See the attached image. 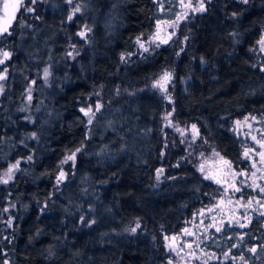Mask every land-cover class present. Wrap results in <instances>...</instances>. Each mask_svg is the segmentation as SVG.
I'll return each instance as SVG.
<instances>
[{
	"label": "trees",
	"instance_id": "16d2710c",
	"mask_svg": "<svg viewBox=\"0 0 264 264\" xmlns=\"http://www.w3.org/2000/svg\"><path fill=\"white\" fill-rule=\"evenodd\" d=\"M179 2L23 0L0 36V181L20 161L0 182V264H264V172L234 195L198 167L256 165L264 0H205L186 19ZM157 24L170 39L145 47ZM97 103L89 125L80 109ZM221 198L238 210L216 214Z\"/></svg>",
	"mask_w": 264,
	"mask_h": 264
},
{
	"label": "rangeland",
	"instance_id": "374dc122",
	"mask_svg": "<svg viewBox=\"0 0 264 264\" xmlns=\"http://www.w3.org/2000/svg\"><path fill=\"white\" fill-rule=\"evenodd\" d=\"M181 1V0H180ZM180 4L178 5L179 11L183 12L182 18L186 19L190 17L192 14L196 13L199 11V0H196V2H192L191 0H183V2H179ZM188 5V6H187ZM186 7V8H185ZM17 11L13 12L11 8L8 10L6 13L4 8H3V0H0V28H7V32H9L11 25L13 24L15 17H16ZM4 33V34H6ZM2 36V35H0ZM171 37V29L170 26H167L165 28L160 27V24L156 25L155 28V33L154 35L149 38V41L145 42V47L149 43H159L161 44L162 42L168 41ZM0 59H3L2 56L0 55ZM2 71V70H0ZM5 75V73H4ZM164 74L160 77L158 80L159 84L164 86V84L168 83L169 79H162ZM4 79L0 80V85L3 84ZM4 88V86H3ZM1 94V93H0ZM262 141L255 142V147L252 152V157L256 159V165L251 172H245V173H240L234 171L230 165L228 164L227 161H224L221 159L219 156L216 154H213L205 159H202L199 164V170L201 174L203 175L204 178L216 182L219 185L223 186L224 190L229 192L233 191L234 195H237V189L239 186H241L243 181H245V185L248 184L254 189V186L256 185L257 181L259 180V172L261 171L264 172V157H262L260 154L264 153V137H262ZM260 167V168H259ZM264 183V180H262V184ZM234 199L233 202L231 203L229 199H223L221 198L214 206L213 208H210L212 210H215V213L218 214L223 206H229L231 209H237L238 210V205L234 206ZM250 204H253V201H250L248 204L245 205V208L248 207ZM240 223V221H237ZM171 241V240H170ZM188 259L192 258L194 256L193 253H190L188 255Z\"/></svg>",
	"mask_w": 264,
	"mask_h": 264
},
{
	"label": "snow or ice",
	"instance_id": "6c2138e0",
	"mask_svg": "<svg viewBox=\"0 0 264 264\" xmlns=\"http://www.w3.org/2000/svg\"><path fill=\"white\" fill-rule=\"evenodd\" d=\"M31 2L33 4H35L36 3V0H31ZM66 2L71 5L73 3V0H66ZM181 2H183V0H181ZM240 2L241 3H244V4H247L248 3V0H240ZM23 6H24L23 0H3V8H4V10H5L6 13L8 12V10L10 8H11V10L13 12H15V11H18V9L20 7H23ZM25 10L28 11V12L34 11V9L33 8H30V7H26ZM198 10H200V11L206 10L205 0H199V9ZM80 11H81V7L79 5H76L72 9V13L69 14V16L67 17V19L69 21H71L73 19L74 14L75 13H79ZM235 15H236V13H233V16H235ZM90 31H91V29L88 28L87 25H84L83 29L80 32H78L77 35H79L82 39H86L87 38V33L90 32ZM6 32H7V28L6 27L5 28H0V35H3ZM8 34H10V33H8ZM137 42L139 43V38H138ZM258 43L262 46V51H264V37H262L261 40L258 41ZM141 47H143V44H141ZM144 51H148V49L145 48ZM68 55L69 56H72V52H69ZM9 56H10V53L9 52H6V51L3 52L4 59H0V65H3L5 63V60L7 58H9ZM124 59H125V57L122 55L121 56V60H124ZM262 70H264V68H262ZM5 72H6V69H4L3 71H0V80L5 79V75H4ZM48 76H49V71H48L47 68H45L44 69V78H45V80H47ZM170 76H171L170 73L165 72L164 73V76L162 77V79H168V78H170ZM157 83L159 84V82H157ZM2 92H3V86L0 85V93H2ZM28 99L29 100L32 99L31 95L28 96ZM101 108H102V105L100 103H97L95 105V111L93 110V108L91 106H89L87 109H85V108H81L80 109V111L82 113H84L85 116L88 117L87 124L90 125L92 123L93 119L95 118V113L96 112H99L101 110ZM23 110L24 109H21V111H23ZM192 128L195 130L196 126L195 125H192ZM32 138L33 139L36 138L35 137V133L32 134ZM262 146H264V145H262ZM79 151H80L79 148L76 149V152H79ZM75 154H76L75 152L70 153L68 156L65 157V159L63 161H61V163L63 164V163H67L68 161H74ZM260 155L262 157H264V153H261ZM28 159L31 160L32 159L31 156H29ZM19 163H20V161H17L16 164H13L11 166V168H9L8 172L5 174L6 177H7V179H3L0 182L7 183L8 182V179H11L12 171L18 167ZM162 171H163V169H158L157 170V172H158L157 179H159V174ZM64 175H65V173L63 171H61L59 173V175L57 176V183L58 184L63 179ZM237 191H239V189H237ZM261 192H264V188H261ZM262 215H264V213H262ZM83 219L84 218L81 217V221H83ZM10 223H11V221H9V224ZM93 223H94V221H93ZM240 226L241 227H244V225H242V224ZM138 227H140L139 223H137L136 227L131 228L130 231L133 232V233H135L136 232V229ZM217 230L219 231V229H217ZM166 239H167V237H166ZM173 239H175V238H173ZM249 251H251V252L254 253L256 251V249L255 248H250ZM240 259H243V257H240ZM169 264H172V262L169 261Z\"/></svg>",
	"mask_w": 264,
	"mask_h": 264
},
{
	"label": "water",
	"instance_id": "95a60500",
	"mask_svg": "<svg viewBox=\"0 0 264 264\" xmlns=\"http://www.w3.org/2000/svg\"><path fill=\"white\" fill-rule=\"evenodd\" d=\"M247 227H248V225L247 224H244V227L243 228H247ZM220 230H221V228H219V231ZM219 231H217V232H219ZM175 244H176V240L172 238L171 241H170V245L171 246H174Z\"/></svg>",
	"mask_w": 264,
	"mask_h": 264
}]
</instances>
